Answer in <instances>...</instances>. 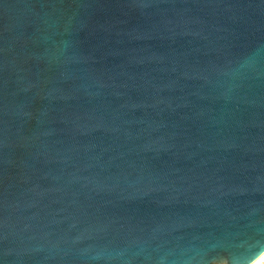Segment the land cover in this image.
Wrapping results in <instances>:
<instances>
[{
    "label": "water",
    "instance_id": "water-1",
    "mask_svg": "<svg viewBox=\"0 0 264 264\" xmlns=\"http://www.w3.org/2000/svg\"><path fill=\"white\" fill-rule=\"evenodd\" d=\"M264 253V0H0V264Z\"/></svg>",
    "mask_w": 264,
    "mask_h": 264
},
{
    "label": "bare ground",
    "instance_id": "bare-ground-1",
    "mask_svg": "<svg viewBox=\"0 0 264 264\" xmlns=\"http://www.w3.org/2000/svg\"><path fill=\"white\" fill-rule=\"evenodd\" d=\"M264 261V253L252 264H260Z\"/></svg>",
    "mask_w": 264,
    "mask_h": 264
},
{
    "label": "rangeland",
    "instance_id": "rangeland-1",
    "mask_svg": "<svg viewBox=\"0 0 264 264\" xmlns=\"http://www.w3.org/2000/svg\"><path fill=\"white\" fill-rule=\"evenodd\" d=\"M260 264H264V261H263V262H261Z\"/></svg>",
    "mask_w": 264,
    "mask_h": 264
}]
</instances>
